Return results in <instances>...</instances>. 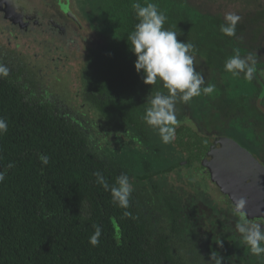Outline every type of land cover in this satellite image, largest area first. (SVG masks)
<instances>
[{
    "label": "trees",
    "instance_id": "16d2710c",
    "mask_svg": "<svg viewBox=\"0 0 264 264\" xmlns=\"http://www.w3.org/2000/svg\"><path fill=\"white\" fill-rule=\"evenodd\" d=\"M135 2L98 0L96 26L108 45L93 56L85 89L103 118L119 119L145 139L148 101L168 91L159 80L146 85L135 71L128 40L138 23ZM139 2L156 3L167 17L164 29L175 31L178 42L194 46L189 54L204 77L201 87L215 85L203 104L210 122L220 130L241 131L246 138L253 133L264 137V116L255 106L264 79V0ZM228 13L241 17L234 37L220 31ZM234 48L241 57L251 53L256 58L251 82L225 71ZM0 118L8 124L0 135V264H161L165 256L150 245L143 216L130 200L127 209L114 205L110 190L94 175L100 172L113 186L120 172L89 152L71 125L24 100L18 87L1 77ZM138 160L145 171L151 169L144 157ZM96 226L101 235L94 247L89 239Z\"/></svg>",
    "mask_w": 264,
    "mask_h": 264
},
{
    "label": "rangeland",
    "instance_id": "374dc122",
    "mask_svg": "<svg viewBox=\"0 0 264 264\" xmlns=\"http://www.w3.org/2000/svg\"><path fill=\"white\" fill-rule=\"evenodd\" d=\"M74 1L83 21L91 25V38L84 39L83 34L78 48L67 49L37 33L15 40L0 26V66L8 69L7 76L0 75L20 87L24 100L44 106L71 125L98 160L129 177L133 188L129 200L146 222L153 250L165 256L160 257L161 264H215L213 252L221 264H264V255H252L242 243L238 217L226 200L215 196L206 171L186 164L187 155L176 146L192 132L226 135L248 146L247 139L239 135L241 131L220 130L210 122L205 95L188 103L177 100L176 135L168 144L149 125L142 139L121 120L103 118L85 89V74L93 56L107 47L108 37L96 26L98 0ZM28 2L49 12L52 0ZM138 157H144L151 169L145 171ZM253 223L264 228L262 218Z\"/></svg>",
    "mask_w": 264,
    "mask_h": 264
},
{
    "label": "clouds",
    "instance_id": "9594fccd",
    "mask_svg": "<svg viewBox=\"0 0 264 264\" xmlns=\"http://www.w3.org/2000/svg\"><path fill=\"white\" fill-rule=\"evenodd\" d=\"M138 23L135 29L129 34L131 52L136 56L134 62L135 71L142 73L143 82L146 85H154L159 80L162 86L167 89L168 94L157 93L148 101L149 107L145 109L143 120L151 126L160 136L163 143H171L175 139L176 126L178 124L175 105L177 100L188 103L193 97L201 94L211 95L215 85L210 84L201 87L205 81L201 73L196 71L194 57L189 54L194 48L191 43L178 42L175 31L164 29L163 25L167 19L165 14L158 10L156 3L142 5L139 0L132 4ZM225 23L220 26V31L229 36L236 35V25L241 17L234 13L226 14ZM234 55L229 57L224 64V69L230 72L233 77L238 78L243 74L244 79L251 82L257 74V60L253 54L241 57L238 48L233 49ZM0 74L7 76L8 69L0 66ZM264 76V71L260 72ZM8 130V124L0 118V135ZM43 163H48L47 157H41ZM97 183L103 186L106 191L110 190L112 202L120 208L129 207V199L133 191L127 175H120L116 183L110 186L100 172L94 173ZM3 176L0 175V181ZM247 201L244 197L236 201L234 215L238 217L236 230L241 234L242 243L246 245L252 255H264V228L261 224L251 223L242 211ZM125 216H131L125 211ZM101 229L96 226L94 234L90 237L89 243L92 246L99 244ZM215 264H221V258H216L212 253Z\"/></svg>",
    "mask_w": 264,
    "mask_h": 264
},
{
    "label": "water",
    "instance_id": "95a60500",
    "mask_svg": "<svg viewBox=\"0 0 264 264\" xmlns=\"http://www.w3.org/2000/svg\"><path fill=\"white\" fill-rule=\"evenodd\" d=\"M29 14L21 0H0V20L18 26L23 31ZM79 31L89 35L84 25L74 19ZM264 85L256 100L258 110L264 115L261 99ZM176 146L187 155L186 164L197 163L206 170L207 183L217 189L215 196L227 200L228 208L234 212L236 201L244 197L247 201L242 210L249 221L264 217V165L247 149L226 135L201 136L187 133L176 142Z\"/></svg>",
    "mask_w": 264,
    "mask_h": 264
},
{
    "label": "flooded vegetation",
    "instance_id": "af4514ba",
    "mask_svg": "<svg viewBox=\"0 0 264 264\" xmlns=\"http://www.w3.org/2000/svg\"><path fill=\"white\" fill-rule=\"evenodd\" d=\"M21 1H23V5L27 10V12L33 15L31 18L27 20L26 27L23 31H21L18 28V26H13L7 22H3L0 20V26L4 30H6L8 34L13 37V39L16 40L19 36L25 34L37 33L40 36L54 38L57 42H59L60 45L64 46L67 49H70L72 47L78 48L79 47L78 40L84 36L83 33L79 31V27L74 19H78L84 25V28L89 32L88 33L89 35H86L87 37L85 36L84 39L91 38V34L93 33L91 32V25L88 22L83 21V19L80 16L77 4L74 0H52V3L49 7L50 8L49 12L39 9L36 5L30 4L28 0H21ZM0 77L5 79L1 75ZM261 83L264 85V79L263 81H260V86ZM13 84L17 86L15 83ZM18 89L19 92L21 93L20 87H18ZM260 92H261V88H260ZM256 100H255V106H256ZM260 104L261 106L264 107V96L261 99ZM260 132H264V130H261ZM239 135L242 138H246L244 135L240 133ZM233 139L237 141L242 147L247 149L256 159H258L264 165L263 135L256 136V134L253 133V135H251L249 138H246L249 143L248 146L244 145L239 139L236 138ZM199 167L203 169L201 166ZM203 170L206 171L205 169ZM212 187L215 190V192H217V189L214 186ZM258 218L264 219V217L260 216V217H256L253 221L250 222L253 223Z\"/></svg>",
    "mask_w": 264,
    "mask_h": 264
}]
</instances>
